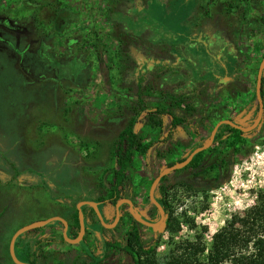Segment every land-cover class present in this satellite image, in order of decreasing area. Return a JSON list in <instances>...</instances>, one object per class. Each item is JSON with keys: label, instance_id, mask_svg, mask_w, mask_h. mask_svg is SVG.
I'll list each match as a JSON object with an SVG mask.
<instances>
[{"label": "rangeland", "instance_id": "1", "mask_svg": "<svg viewBox=\"0 0 264 264\" xmlns=\"http://www.w3.org/2000/svg\"><path fill=\"white\" fill-rule=\"evenodd\" d=\"M59 1L74 12L73 23L52 39L29 19H20L41 2L0 0V134L4 130L0 156L8 153L29 178L22 185L15 182L17 178L9 186L0 183V207L7 208L6 216L21 212L22 221L34 222L72 216L74 203L81 198L106 197L116 166V140L138 109L136 78L143 74L142 96L150 105L167 106L164 96L178 91L197 99L190 109H177L188 121L171 134L167 114L143 111L136 125L142 143L150 146L135 151L122 193L134 200L141 214L157 220L159 213L148 198L157 173L205 143L218 120L230 118L249 126L256 118L264 0H140L138 10L124 5L116 9L127 0H113L110 16L119 24L117 33L125 23L139 34L131 32L130 37L138 40L130 49L131 57L120 54L118 40L108 34L111 0ZM134 12L136 16L129 15ZM236 146L227 170L230 177L215 189L197 191L182 182L183 177L198 174L213 179L216 169L200 172L198 165L212 161L215 149L165 178L171 209L168 225H138L145 246L161 232L156 251L160 261L171 242L201 235L209 243L215 231L253 205L256 193L264 189V109L258 125L243 132ZM6 176L0 171L2 180ZM105 210L111 218L113 207L107 205ZM125 222L113 229L101 230L98 222L93 227L107 239L124 242ZM17 225L14 221L8 228L13 231ZM55 229H41L46 236L45 264L60 258L66 264L73 260L89 264L83 246L62 243L60 229ZM96 235L92 227L86 233V246L93 252L100 250ZM102 264H132V260L109 247Z\"/></svg>", "mask_w": 264, "mask_h": 264}, {"label": "trees", "instance_id": "2", "mask_svg": "<svg viewBox=\"0 0 264 264\" xmlns=\"http://www.w3.org/2000/svg\"><path fill=\"white\" fill-rule=\"evenodd\" d=\"M27 1L31 3L41 2V5L36 10L24 12L25 14H23V17L20 19L23 21L29 19L35 28L44 30L45 34L48 36L50 35L52 39H56V37L63 35L64 31L73 23L71 16L74 12H72V9L68 5H61L59 0ZM136 2L138 3L140 0H127L122 5H116V9H122L120 7L124 5L130 10L132 8L138 10L139 6ZM112 4L113 0H111L110 6L107 8L108 24L110 26L108 34L118 40L120 54L131 57L129 54L130 49L138 40L130 37L131 32L134 33V31L128 29V27L125 28V23H121L120 28L123 31L117 33L120 30L119 24L118 22L112 21L110 16ZM28 6L29 5H25L24 7L28 8ZM125 11L130 12L129 10ZM137 13L138 12H134V14L129 15L136 16ZM129 28L131 27L129 26ZM134 35L137 36L139 34L134 33ZM53 36H55V38H53ZM148 41L152 43L153 39L150 37ZM40 53L44 55V50L41 49ZM136 81L138 93L135 99L139 106L129 119L127 125L119 133L116 140L113 153L116 166L112 173L110 191L106 197L99 196L95 199L102 201L107 199L112 205L122 197V191L125 187L128 171L132 166L135 151H143L145 147L150 146V144L145 146L142 143L136 130V125L139 122V117L142 112L146 111L169 115L171 122L169 133L171 134L178 125L188 121L187 117L180 114L177 109L182 107H188V109H190L197 100L196 97H190L182 91H178L176 94L169 97L164 96L165 99L169 100L167 106L163 104L150 105L146 98L142 96L143 74L138 75ZM261 96L264 98V74L262 75ZM242 134L243 132L241 130L228 124H222L216 132L215 140L211 147L198 152L194 158V160L201 158L204 153L212 152L215 149L216 152L214 153L212 161L210 160L209 163L203 167H201V165H198V167L201 168L200 172L216 169V177L207 180L201 178L200 174H198L193 177H183L182 182L191 189L206 192L228 181L230 173L227 170L229 164L232 163V156L238 149L236 142L240 140ZM230 137H232V139H229ZM227 139L228 141L225 142ZM217 142L221 143L218 145V148L215 147ZM179 160H183V157ZM189 165L176 171H183ZM168 174L162 177V180L154 191V196L165 211V219L161 225L162 228L168 225L171 215L170 204L165 196L169 185L164 181ZM82 210L84 211V206ZM124 215H127L129 228L126 231V240L122 244L116 239L107 240L102 238L101 235H98L102 243L101 250L100 252H93L86 246V243L83 242L84 252L90 259L89 264H102L104 257L107 255L108 247L123 250L130 256L132 264H264V189L256 193V200L253 205L244 212L233 214L229 220L215 231L209 243L205 242L201 235H195L193 240L182 239L171 242L172 247L168 249L165 257H163L161 261L156 257V251L161 241V232H156L152 242L145 246L140 237L138 223L128 212L123 214V216ZM97 222L98 221H95L94 223L96 224ZM69 227L72 231L75 227L79 228L77 211H75L74 214L73 224H70ZM91 227L95 230L93 226ZM75 235V232L72 235L70 233L68 234L69 237ZM62 242H66L63 236ZM54 264H65V261L58 260ZM71 264L76 263L73 260Z\"/></svg>", "mask_w": 264, "mask_h": 264}, {"label": "flooded vegetation", "instance_id": "3", "mask_svg": "<svg viewBox=\"0 0 264 264\" xmlns=\"http://www.w3.org/2000/svg\"><path fill=\"white\" fill-rule=\"evenodd\" d=\"M2 21L3 20H0V23H2ZM258 70V69H257ZM256 77H257V75H256ZM262 85V84H261ZM255 87H256V82H255ZM254 97H255V99H256V95H255V91H254ZM263 98V97H262ZM257 100V99H256ZM257 109H258V101H257ZM254 121V120H253ZM237 122V121H236ZM238 123V122H237ZM238 124H240V125H242L241 123H238ZM251 124H252V122H251ZM242 126H244V125H242ZM243 132V131H242ZM210 135V134H209ZM3 137H4V130H3V134H0V140L2 139L3 140ZM209 138V137H208ZM202 144H204V143H201V144H199V145H197L196 147H198V146H201ZM213 144V143H212ZM211 144V145H212ZM211 145L208 147V148H210L211 147ZM11 145L8 143V148L10 147ZM13 146V145H12ZM196 147H194V148H196ZM193 148V149H194ZM207 148V149H208ZM192 149V150H193ZM191 150V151H192ZM204 150H206V149H204ZM204 150H202V151H204ZM190 151V152H191ZM189 152V153H190ZM188 153V154H189ZM8 154V153H7ZM7 154H5L4 152H3V156H0V171H2L4 174H7V176L6 177H4L5 179L4 180H2V178L0 177V183L3 185V186H6V184L7 183H9V181L11 180V179H15V178H17V180L18 181H15L16 183H19L20 185H22V184H25L26 183V180H29V178L27 177V176H24L23 174H21L22 173V171H20V164H15V162H13L12 161V159H9L8 158V155ZM187 154V155H188ZM197 154V153H196ZM195 154V155H196ZM187 155L186 156H184L183 157V160L187 157ZM195 155H194V157L192 158V160L187 164V165H189V164H191V163H193L194 162V158H195ZM181 159V158H180ZM180 161H182V160H179L178 162H180ZM17 163V162H16ZM28 163V162H27ZM174 164V163H173ZM170 165H172V164H170ZM186 165V166H187ZM185 167V166H184ZM184 167H182V168H184ZM181 169V168H180ZM176 170H179V169H176ZM176 170H174V171H176ZM218 170V169H217ZM159 173V172H158ZM157 173V174H158ZM170 173V172H169ZM168 174V173H167ZM9 177H10V179H9ZM214 177H216V175L214 176ZM19 178V179H18ZM155 178V177H154ZM153 178V179H154ZM161 180H162V178H161ZM21 182V183H20ZM12 183V181H10V184ZM18 184V185H19ZM151 185V184H150ZM7 186H9V184H7ZM150 188V187H149ZM148 193H149V190H148ZM121 198H127V199H130L131 201H132V203H133V206H134V208L136 209V211L143 217V218H145L146 220H148V221H150V222H155V221H157L159 218H160V215H159V217H158V219L157 220H152V219H149V218H147V217H145L143 214H141V212H139V210L137 209V206H136V203L134 202V200H132V198H130V197H128V196H126L125 194H123L122 193V197ZM121 198H119V199H121ZM148 198H149V195H148ZM118 199V200H119ZM81 200H87V199H82L81 198ZM95 200V199H94ZM78 201V200H77ZM76 201V202H77ZM79 201H80V199H79ZM78 201V202H79ZM95 201H99V202H101V204L99 205V209H100V211H101V213H102V215H103V218H104V220H105V222L107 223V224H111L112 222H113V220H114V217H115V204H116V202H115V204L114 205H112L111 203H109L108 202V200L107 199H105V200H95ZM149 201H150V199H149ZM74 203V206H73V204H72V206H73V212H72V216H63L64 217V219L68 222V229H67V236H68V234L70 233L71 235L75 232L76 233V235L75 236H71V237H69V238H75L76 236H77V234H78V232H79V228H74L73 229V231L70 229V227H69V225L70 224H73V218H74V214H75V211H77V208H76V204L78 203ZM151 202V201H150ZM152 203V202H151ZM107 205H110V206H112L113 207V213H112V217L111 218H107V215H106V206ZM152 205L154 206V204L152 203ZM72 206L71 207H68L67 208V212L69 211V209L71 210V208H72ZM84 206V211H83V214H84V220H85V227H86V230H85V233H84V235H83V239L79 242V243H77L78 245H81V246H83V242H85L86 243V233H88L89 231H90V228H91V226H93V225H96L94 222L95 221H98L99 222V225H101V222H100V220L98 219V217H97V215H96V213H95V211H94V209L91 207V206H89V205H82V207ZM81 207V208H82ZM155 207V206H154ZM86 208H89L90 209V213H91V221L90 222H88V216H89V214L87 213V209ZM156 208V207H155ZM156 210H157V208H156ZM7 211V208H4V207H0V221L4 218V217H6V215L7 214H5V212ZM158 211V210H157ZM120 212H121V215H120V219H119V221H118V223L116 224V226H114V227H111V228H109V227H105V226H103V224L101 225L102 227H101V230L102 229H113V228H115V227H117L123 220H125L126 222V230L125 231H127L128 230V228H129V225H128V218H127V215H124L123 216V214H126V212H128L129 214H130V212H129V205L127 204V203H125V202H123V203H121V205H120ZM78 213V212H77ZM159 213V212H158ZM15 215V216H14ZM131 215V214H130ZM13 216H14V220H15V222L18 224L17 225V228L13 231V233L18 229V228H20V227H22V226H24V225H26V224H28V223H31V222H33V221H22V215H21V212H18V213H15V214H13ZM123 216V217H122ZM132 216V215H131ZM62 217V218H63ZM133 217V216H132ZM165 219V218H164ZM135 220V219H134ZM78 221H79V219H78ZM136 221V220H135ZM59 222V223H58ZM58 222H56L57 223V225L54 223H49L48 225H45V226H43V227H46V226H48V227H50V228H59L60 229V241L62 242V236H63V234H62V231H63V224L60 222V221H58ZM137 222V221H136ZM138 224L137 225H139V224H141V223H139V222H137ZM142 225H144V224H142ZM162 225V224H161ZM144 226H147V225H144ZM160 226V225H159ZM87 227H89V229L87 228ZM148 227H150V226H148ZM150 228H156V227H150ZM41 229H42V227H37V228H34V229H31V230H28V231H25V232H23L24 234L23 235H19L18 237H17V239H16V242H15V255H16V257H17V259H19L20 261H23V262H28V263H31V264H45V261H46V258H45V256H46V252H45V249L43 248V241L45 240V233H43V232H41ZM139 229V228H138ZM101 230H99V232L95 229V231L97 232V235H96V237H97V239H96V241L100 244V250H101V246H102V243H101V241H100V238H99V236L98 235H101L102 236V238H104V239H107V238H105L103 235H102V232H100ZM55 231H56V229H55ZM13 233H12V235H13ZM140 233V232H139ZM12 235L10 236V239H11V237H12ZM4 236V228H0V238L1 237H3ZM45 236V237H44ZM64 238V237H63ZM10 239L7 241L8 243H5V245H4V247H2L1 245H0V264H16L14 261H13V259H12V257H11V254H10V251H9V242H10ZM112 239H116V240H118V241H120L121 242V244L123 243L122 242V240H120V239H118V238H116V237H112V238H110V239H107V240H112ZM125 239V238H124ZM62 243H64V242H62ZM65 244H69V245H73L72 243H68V242H65ZM109 248V247H108ZM110 248H112V247H110ZM112 249H117V248H112ZM19 251V255L18 254H16V251ZM91 250V249H90ZM100 250L98 251V252H100ZM119 250H121V249H119ZM92 251V250H91ZM123 251V250H122ZM124 252V251H123ZM105 258V257H104ZM58 260H63V258H60V259H58ZM57 260V261H58ZM65 264H66V262H65Z\"/></svg>", "mask_w": 264, "mask_h": 264}, {"label": "water", "instance_id": "4", "mask_svg": "<svg viewBox=\"0 0 264 264\" xmlns=\"http://www.w3.org/2000/svg\"><path fill=\"white\" fill-rule=\"evenodd\" d=\"M263 72H264V56H263L262 60L260 61L259 66H258L257 77H256L255 95H256V99L258 101V112H257L256 118L254 119V121L252 122L251 125L242 126V125L238 124L235 120L230 119V118H224V119L218 120L212 128L210 135H209V138L207 139V141L204 144L194 148L187 155V157L184 160H182L180 162H176L172 165L163 167L159 171V173L155 176V178L152 180L148 195H149L150 201L154 204V206L157 208V210L159 212L160 218L157 221L150 222V221L146 220L136 211V209L134 208L133 203L130 199L121 198V199L117 200V202L115 204V217H114L113 222L111 224H107L103 218V215H102L100 209H99V205L101 204V202L95 201V200H80L76 204V208H77V212H78V219H79V232L75 238H69L67 236L68 222L60 216H52V217L47 218V219L36 220L34 222L28 223V224L18 228L13 233V235L10 239V242H9V251H10V254H11L13 261L16 264H31V263L23 262V261H20L19 259H17L16 255H15V242H16L17 237L25 231H28V230H31V229H34L37 227H43V226L48 225L49 223H52L54 221H60L63 224L62 234H63V237H64L66 242L72 243V244L79 243L83 239V235H84L85 230H86L84 214H83V211L81 208L82 205L91 206L94 209V211H95L98 219L100 220L101 224H103V226H105V227L111 228V227L116 226V224L118 223V221L120 219V215H121L120 205L123 202H125L129 205V212L137 222L144 224V225H147V226H150V227H158L159 225H161L164 221V218H165V211H164L163 207L161 206V204L156 199V197L154 196V191H155L157 185L160 183L161 178L169 172H172L176 169H180V168L186 166L192 160V158L194 157V155L196 153H198L204 149H207L214 142L216 132L222 124H228L234 128H237V129L243 131V132L250 131L258 125V123L260 122V119L262 117L263 109H264L263 98L261 96V84H262Z\"/></svg>", "mask_w": 264, "mask_h": 264}, {"label": "crops", "instance_id": "5", "mask_svg": "<svg viewBox=\"0 0 264 264\" xmlns=\"http://www.w3.org/2000/svg\"><path fill=\"white\" fill-rule=\"evenodd\" d=\"M14 216H15V215H14ZM14 216H13V214H9L8 216L4 217V218L0 221V228H1V227L4 228V236L0 238V245H1L2 247H4L5 243H8L7 241L10 239V238H9L8 240H6L5 235L9 234V235L11 236L12 233H13V231H14V230L12 231V230H10V228H8V225H9L10 223H12V222L15 221V220H14ZM10 233H11V234H10Z\"/></svg>", "mask_w": 264, "mask_h": 264}]
</instances>
